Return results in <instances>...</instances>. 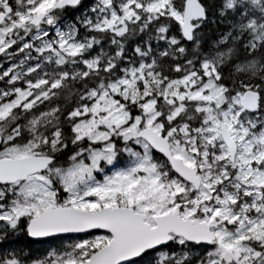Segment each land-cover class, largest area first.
<instances>
[{
  "label": "rangeland",
  "instance_id": "374dc122",
  "mask_svg": "<svg viewBox=\"0 0 264 264\" xmlns=\"http://www.w3.org/2000/svg\"><path fill=\"white\" fill-rule=\"evenodd\" d=\"M0 1L3 7L13 8L0 28V79L8 84L0 87L1 123L13 117L17 108L29 111L51 99L67 77L99 68L105 63L101 55L105 51L97 47L91 53L99 42L80 37L73 22L63 27L56 19L59 10L36 24L31 22L61 0ZM235 1L228 0V5ZM241 1L260 4L264 0ZM183 10L169 0H94L79 21L87 30L123 34L132 22L143 27L162 15L181 25ZM15 22L24 24L18 27ZM252 24L256 37L263 38L264 27ZM167 29V25L160 26L156 33L161 36ZM230 50L204 55L200 70L168 82L162 103L144 94L135 114L117 96L124 99L139 80H146L151 64L130 65L121 77L90 90L87 102L69 116L75 151L63 165H52L25 182L0 186V218L16 226L20 219L28 220L59 204L90 211L128 206L144 213L154 225L156 215L175 212L206 221L216 233L215 244L200 264H264V104L250 113L240 103L242 94L251 89L264 99V88L238 90L220 82L218 67ZM105 60L104 69H109L113 62L108 56ZM256 65L246 60L239 67L251 71ZM57 108L56 104L48 106L14 129L0 127V158L63 148ZM223 122L238 144L234 162L220 134ZM145 127L166 136L174 154L198 171L202 181L198 191L177 175L159 169L152 148L138 137ZM16 137L21 141L14 142ZM118 142L121 150L128 143L122 150L128 156L125 162L117 161ZM110 238L104 232L93 233L62 253L31 263L11 260L8 264H84L86 253Z\"/></svg>",
  "mask_w": 264,
  "mask_h": 264
},
{
  "label": "trees",
  "instance_id": "16d2710c",
  "mask_svg": "<svg viewBox=\"0 0 264 264\" xmlns=\"http://www.w3.org/2000/svg\"><path fill=\"white\" fill-rule=\"evenodd\" d=\"M169 1L175 8L183 10L185 0ZM200 2L206 9V19L197 26L196 38L192 43L184 41L179 23L168 15H162L143 27L139 25V22H132L125 33L114 34L108 30H87L80 23L79 18L93 7L94 0H82L74 7L59 10L60 14L56 12V19L63 27L73 22L80 37H89L99 42L96 47L91 48V53L95 51V48L103 47L105 52L101 54L102 60L105 63L108 62L105 60L108 56L113 62L109 69H104L105 63L101 62L99 68L87 74L86 72L85 74L77 73L67 77L62 86L54 90L55 96L29 110L38 112L51 105L58 106L56 125L60 129L63 148L56 151V164H65L70 153L77 147L73 121L71 117L69 118L71 112L87 102L85 96L90 90L101 86L106 81L121 77L124 69L130 65L144 61L151 64L146 80H139L124 99L122 95L117 96L132 114L136 113L138 100L144 94L156 97L158 102L162 103L163 92L168 88V82L180 79L191 71L200 70L204 55H212L229 48L231 53L222 59L218 67L220 82L238 90L254 87H259L260 91L263 90L264 37L261 39L256 37L252 22L264 27V1L253 4L238 0L233 6L228 5V0H200ZM166 25L168 29L165 33L158 35L156 29ZM170 38H175L176 41L172 42ZM246 60L255 61L256 68L251 71L242 70L239 64ZM1 85L8 84L0 79V87ZM14 85L17 84H11V86ZM262 104H264L263 98ZM14 111L18 112L20 109L17 108ZM13 117H8L0 123L4 131L10 128V123L14 121ZM3 134L5 135L6 132ZM120 144L118 142L117 161L125 162L128 156L122 150L128 146V143H123L122 150ZM153 156L160 170L174 174L166 159L156 153H153ZM26 224L25 218L20 219L16 226L0 220V264H8L11 260L31 263L51 253H62L84 237L61 236L34 241L28 237ZM95 250L91 249L87 252L83 261L85 262ZM208 250L209 248L205 246L182 242L174 238L170 244L158 250L146 252L129 264H200L206 261Z\"/></svg>",
  "mask_w": 264,
  "mask_h": 264
},
{
  "label": "water",
  "instance_id": "95a60500",
  "mask_svg": "<svg viewBox=\"0 0 264 264\" xmlns=\"http://www.w3.org/2000/svg\"><path fill=\"white\" fill-rule=\"evenodd\" d=\"M82 0H61L47 12L35 17L36 24L54 9L75 6ZM0 28L9 15L11 6L1 7ZM206 19V9L200 0H185L183 20L180 25L183 39L193 42L195 39L194 23ZM23 22H15L20 27ZM242 107L249 112H256L260 107V94L256 90H247L240 97ZM220 134L234 162L238 144L230 129L223 122ZM154 150L167 159L171 169L181 179L191 184L195 190L201 187V179L196 169L174 155L168 138L151 127H145L138 133ZM54 158L46 155H28L18 158H0V184L24 181L30 174L42 172L52 164ZM154 225L146 220V215L128 206H105L96 211L73 206L57 205L42 210L32 217L27 225L30 239L42 241L60 236H79L93 232H107L111 235L108 243L95 250L84 264H128L146 252L154 251L172 241V235L185 241L207 246L214 245L216 234L211 225L200 218H183L175 212L156 215Z\"/></svg>",
  "mask_w": 264,
  "mask_h": 264
},
{
  "label": "flooded vegetation",
  "instance_id": "af4514ba",
  "mask_svg": "<svg viewBox=\"0 0 264 264\" xmlns=\"http://www.w3.org/2000/svg\"><path fill=\"white\" fill-rule=\"evenodd\" d=\"M37 113H38V112H33V111H23V112H21V111L15 112V111H14V112H13V116H14L13 118L16 119V121H12V122L10 123V128L14 129V128H16L17 126H19L20 124L29 121V119L33 117L32 115H35V114H37ZM9 133H10V132H9ZM20 139H21V138L16 137V138L14 139V142H16V141H21ZM29 155H46V156L53 157L54 160H53L52 164L48 167V169H49L52 165H56V152H55V150L52 151V152H49V151H48V153H46V154H29ZM48 169H46L45 171H42V172H40V173H36V174L29 175L28 178H27L25 181H27L30 177H33V176H35V175H40L41 173L46 172ZM25 181H22V182H25ZM1 186H4V185H1ZM0 220H3V221H5V222L8 223V221H6V220H4V219H2V218H0Z\"/></svg>",
  "mask_w": 264,
  "mask_h": 264
}]
</instances>
